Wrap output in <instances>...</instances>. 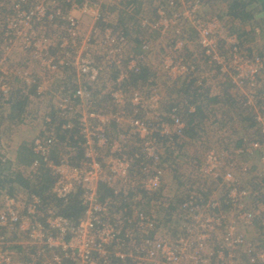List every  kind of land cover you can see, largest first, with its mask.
Segmentation results:
<instances>
[{"label": "built area", "instance_id": "obj_1", "mask_svg": "<svg viewBox=\"0 0 264 264\" xmlns=\"http://www.w3.org/2000/svg\"><path fill=\"white\" fill-rule=\"evenodd\" d=\"M106 1L111 0H0V17L4 15L0 24V97L9 96L14 80L36 88L39 95L45 93L47 88L41 75L34 74L32 64L45 71L42 76L55 75L59 80L68 67L78 66L80 72L89 73L95 61L82 59L81 50L91 45V39L80 43V20L73 12L94 16L91 34L97 44L120 39L126 44L124 33L114 38L110 26L100 27L102 22L109 23L107 10L98 12ZM161 2L154 6L156 19L140 14L143 49L148 50L153 32L163 30V36L173 32L167 58L172 65H166L169 77L173 79L175 68L196 69L197 62L209 65L210 73L224 76L242 106L252 110L256 131L264 138V57L244 49L238 35L231 34L217 17L201 16L199 0L191 4ZM133 10L128 8L129 13ZM194 34L199 52L187 58L181 52L192 43ZM16 52L23 53L25 62L10 67ZM123 61L132 74L141 73L139 62ZM174 63L178 64L172 67ZM99 72L90 76L91 84L98 82ZM121 75L125 76L122 80ZM127 77L121 71L117 87ZM67 88L66 95L55 101V118H45L33 140L29 174L50 171L56 180L52 193L65 203L79 192L84 216L75 223L37 195L24 202L1 190L0 264H264V244L252 238L248 241L244 231L258 224L264 230V188L246 190L238 181L220 195L213 191L202 196L189 189L182 202L161 201L167 195L162 148L183 143L185 104L174 103L165 113L158 90L151 88L144 93L146 97L136 90L127 102L131 107L127 113L121 89L110 93L112 105L108 107L89 86L78 83ZM75 129L76 140L63 143L60 132ZM263 144L257 137H241V147L233 154L245 158L257 153L261 159ZM215 152L218 172L212 174L215 165L210 163L209 153L198 167L199 173L217 179L225 175L232 183L234 176L227 178L231 170H223L229 156L219 149ZM240 167L247 171L244 163ZM106 190L111 195H103ZM155 203L165 212H157L152 207ZM171 222L176 225L165 228Z\"/></svg>", "mask_w": 264, "mask_h": 264}, {"label": "rangeland", "instance_id": "obj_2", "mask_svg": "<svg viewBox=\"0 0 264 264\" xmlns=\"http://www.w3.org/2000/svg\"><path fill=\"white\" fill-rule=\"evenodd\" d=\"M159 3H161V0H120L119 2L111 0L104 2L101 8L99 7V13H102L104 10H107L109 13L107 17L109 23L105 24L102 22L100 23V27L104 29L105 27L110 26L114 38H117L119 32L124 33V36L127 38L126 44L121 39L114 43L110 40L108 42L104 41L101 44H97L93 40V34H91V30L94 27V21L92 20L94 16L90 14H88L89 16H83L78 11L73 12V15L80 20V43L91 39V45L88 46V48L81 50V58L85 60L89 59L92 63L95 61V63H93L87 74L80 72L78 66L76 68L68 67L69 69L65 71V77L61 80L55 75L54 77H49L47 74H44V76L41 77L40 74L45 73V71L40 69L38 65L32 64L31 68H35V70L39 72L41 83L44 84L47 90L44 94L39 95L36 92L33 93V91H31L32 89L35 91V88L30 86L29 88H26V92H30L32 95H30L28 107H26L23 112L24 120L22 122H19L16 117V115L19 114V109L14 110L8 103V95L6 97H0V142L3 143L4 141L6 144V147L3 149L5 154H2L3 157L0 158V160L10 158L11 148H14L15 143L19 142L21 138L26 140V138L30 136L29 132L35 131L37 135L41 123L45 118H55V111L57 108L56 102L62 98L61 96L66 95L64 94L66 84L74 79L82 85L89 86L94 95L103 99L108 107H111L112 105L110 93L114 89H121L125 92L123 94L127 103L131 96L135 94L133 93L134 91L140 90L142 91L140 94L146 97L144 93H148L151 88H155L160 93L157 94L160 97L159 100L161 99L163 102L165 113L171 109V106L174 103L185 104L184 106L186 108L182 114L186 123L188 122L187 115L195 112L190 110V105H192V108L193 106L200 107L203 111H208L212 106L216 108L214 116H210V114L206 113V119H210L208 121L211 124L206 123L203 126H200V124L203 123L204 118L198 120V117L196 122L192 124V127L186 128L182 139L183 143L181 145L178 144L173 148H162V156L165 164L164 169L166 172L164 185L167 186H165L164 191L167 195L166 198H161V201H178V198H183L189 189H195L197 192L201 193L202 196H209L213 191H216L220 195L229 184L234 185L238 181L242 182L241 186L246 190L263 189L264 158L263 155H261L260 159V155L257 153L254 154V156L241 158L233 154L232 150L234 151V149L228 153L224 152L225 155L229 156V159L227 158L228 160L225 162V169L223 170H225V172L231 170L227 174V178L230 175L229 180H232L234 176V179L236 180L232 183L225 180V175L219 179L214 177V179L211 175H203L199 173L198 167L206 162L209 153L211 154L210 163L215 165L214 173L212 174L218 172L216 160L217 153H214V150H221L230 146L232 144L231 140L237 141L241 137H248L250 139L257 137V139L264 143V138L261 134L257 133L256 127L250 126L249 121L243 120L244 112L237 107V103L234 101L233 96H236L235 90L231 88L224 76L211 74L208 67L209 65L197 62L196 69L186 68V70H183L182 68H175L174 70L176 73L174 74V77H172L173 79L169 77L166 65L170 67L172 65V62L167 63V58H169L168 51L171 45V40L174 37L173 32L164 33L165 36L162 34V32H164L163 30H160L161 32H153L150 35L151 42L148 44V50L143 49V40H141L143 35L138 30L141 11H143L144 14L146 13L150 15L154 20L157 18L154 6ZM129 7H131L132 10L134 9L132 13L128 12ZM3 19L4 15H1L0 24ZM190 37L192 43L186 48V50L181 52V54L187 58H192L195 52H199L198 47L194 42L195 37H193V35ZM258 40H260L259 36H257L251 44L246 45L249 47L255 46V43L258 42ZM129 59L140 63L142 66L140 74L134 75L128 70V64L123 60ZM178 63H174L172 67H175ZM99 70L98 82L91 84L88 81L90 80V76ZM121 71L127 72L128 77L124 80L125 82L123 81L121 85L122 87H117L116 79L119 77ZM164 71L166 72V75L164 74ZM141 75H145V77L142 78ZM124 77L125 76L121 75L120 80L124 79ZM10 84L13 89L16 87H28L27 84L21 80H14L10 82ZM214 97H217V100L215 99L214 101ZM186 101L188 104H186ZM192 102L195 103L193 104ZM126 107L128 109H126L127 113H130L131 107L129 103H127ZM228 108L235 110V114L238 115L236 116V120H234V116L231 118L227 116L226 109ZM70 111L71 110H67L66 113L70 115ZM72 115L75 116L76 112H73ZM240 120H242V122ZM164 121L169 123V120L166 118H164ZM239 121L242 123L239 133L232 134V138L230 139L229 135H227L229 134L227 128L231 127L230 123H236ZM59 122L60 121L57 119V123ZM212 125L217 128L215 134L214 130L212 132ZM247 127H249V129H247ZM208 132L209 135L205 136ZM155 135L159 136L160 133L155 132ZM5 140H7V142ZM68 144L71 145L70 143ZM2 145L3 144L0 145V150ZM9 145L10 147H8ZM230 157H233L232 160ZM243 163L247 168V171H244L243 168L240 167ZM228 164L232 167H229ZM12 168L15 169L17 166L15 165ZM22 170L23 168L21 170H16L14 172L15 175L9 177L13 182L6 181V190L4 192L7 193V191L11 189L14 191V195L20 196L23 201L26 202L29 196L24 191V188L17 182L15 176L18 172L22 173L24 178H26L25 176L31 178L32 175L29 174L30 168L28 170H23L24 172ZM5 176L7 175L3 173L1 178L6 180V178H4ZM161 196H163V194H161ZM152 207H154L157 212H165L158 203H155ZM147 208L151 209V206H148ZM172 225H176L175 222L165 225V228L170 229L169 227ZM233 229L238 231L235 224ZM244 231L248 241L252 238L254 241L264 244V230L262 225L258 224L252 228H246Z\"/></svg>", "mask_w": 264, "mask_h": 264}, {"label": "trees", "instance_id": "obj_3", "mask_svg": "<svg viewBox=\"0 0 264 264\" xmlns=\"http://www.w3.org/2000/svg\"><path fill=\"white\" fill-rule=\"evenodd\" d=\"M198 0H184L186 3H194ZM202 4V11L201 16L206 17L208 19H211L213 17H217L220 19L225 27L229 30L231 34H237L239 38L240 45L248 49L249 51H256L257 54L264 57V0H199ZM164 3V2H161ZM160 3V4H161ZM259 36L260 40L255 43V46L246 47V44H251L255 38ZM142 78L145 77V75H141ZM140 76V77H141ZM68 84L77 85V80L72 79L66 84L65 91H67ZM12 88V87H11ZM28 88V87H27ZM33 93L36 92L32 89ZM30 95H32L30 92H26L24 88H17L11 90L7 101L11 105V108L14 110L19 109L16 117L18 118L19 122H22L24 120L23 112L29 105V98ZM234 97V101L237 103V107L240 108L244 114H243V120L249 121L250 126H256L255 122L252 118V110L249 108H244L241 104V102L237 99V97ZM215 98V97H214ZM217 100V98H216ZM212 102V101H210ZM193 104L195 102H192ZM186 108V107H185ZM203 110L200 107L196 106L195 112L188 114V122L187 127H192V124L196 122L197 118L199 116L204 117ZM242 122V120H240ZM250 127V128H251ZM249 129V127H247ZM64 134H60L61 141L63 143H67L71 139H75L78 136V130H74L72 132H63ZM69 137V139L67 138ZM232 144L228 147H225L221 149L220 151L223 152H229L232 149H236L238 147H241V138H239L237 141L231 140ZM73 145H77L73 143ZM232 152H234L232 150ZM81 153L79 152V156ZM243 156H246V153L243 154ZM23 161H26L25 158H23ZM31 163V161H29ZM8 162H0V191L6 190V181L13 182L11 179H9L10 176L15 175L14 171H10L11 168H8L6 165ZM6 173L4 178L6 180L1 178L2 173ZM17 182L27 191L29 196L31 195H37L42 199L44 204H51L57 205L63 215L70 219L73 222H77L81 217L84 216L85 208L81 204V201L79 197H73L69 203H64L63 201L58 200L52 193V188L54 186V178L51 174V172L43 169L39 171L36 175H34L31 179H27L23 177L22 173H17L15 176ZM15 190V189H13ZM9 194L14 195V191L11 189L7 191ZM111 191L106 190L103 191V195H111ZM179 202L183 201V198H178ZM173 209H176V207H173ZM171 207L168 210V213L170 214Z\"/></svg>", "mask_w": 264, "mask_h": 264}, {"label": "crops", "instance_id": "obj_4", "mask_svg": "<svg viewBox=\"0 0 264 264\" xmlns=\"http://www.w3.org/2000/svg\"><path fill=\"white\" fill-rule=\"evenodd\" d=\"M143 13V11H141V14ZM92 25H93V22H92ZM87 26V25H86ZM193 37H196L195 36V34L193 35ZM17 51V50H16ZM25 62V57H24V55H23V53H21V52H16V55H15V57H14V63L13 64H10V67H12V66H16L17 64L16 63H21V64H23ZM35 74L36 75H39V72L36 70V72H35ZM41 75V77H42V75H43V73H41L40 74ZM228 84V83H227ZM230 85V84H229ZM18 87H16V88H14V90L15 89H17ZM26 88L27 87H25L24 88V90L26 91ZM29 88V87H28ZM32 89V88H31ZM11 90H13V88H11ZM29 91V90H28ZM32 91V90H31ZM218 97V96H217ZM217 97H215L214 98V101H215V99L217 98ZM219 99V98H218ZM193 111H195V109H196V107L195 106H193ZM215 107L214 106H212V108H210V109H208V111H203V113L205 114L204 115V117H202V116H199V118H198V120H200L201 118H204V121H203V123H199L200 124V126H203L204 124H206V123H210L208 120H210V119H206L207 117H206V113H208V114H210V116H214V114H215ZM191 114V113H190ZM226 114H227V116L229 117V118H231V117H233L234 116V120H236V116H238L237 114H235V110L234 109H232V108H228V109H226ZM234 122V121H233ZM198 123V122H197ZM211 124V123H210ZM231 124V127L230 128H227V130L229 131V134H227V135H229V138L231 139L232 138V134H234V133H239V130H240V128H241V125H242V123L239 121V122H236V123H230ZM211 128H212V132H213V130H214V134H215V130H217V128H215L213 125L211 126ZM210 132V131H209ZM209 132L205 135V136H208L209 135ZM29 134H30V136L28 137V138H26V140H23L24 138H21V140L19 141V142H17V143H15V146H14V148H11V152H10V158H8V159H5V160H3V159H1L0 160V162H2V163H4V162H8V164L6 165L8 168H11V170L10 171H16V170H21L22 168H23V170H28L29 168H30V166H31V164H32V162H33V159H34V155H33V152H32V142H33V139H34V137H35V135H36V133H35V131H33V132H29ZM60 134H64L63 132H60ZM30 137H31V139H30ZM68 139H69V137H67ZM60 139H61V137H60ZM72 140V139H71ZM6 142H7V140H5ZM26 141V142H25ZM1 144H3L2 145V148H1V151H4L3 149L6 147V144H5V142L3 141V143H1L0 142V145ZM8 147H10V145L8 146ZM1 153V152H0ZM2 154L4 155L5 154V151H4V153H1V157L0 158H2L3 156H2ZM23 158H25L26 159V161H23ZM53 158L55 159V160H57L58 159V156L56 155V154H53ZM29 161H31V163H29ZM17 166V168H12L13 166ZM22 170V171H23ZM48 171V170H47ZM24 172V171H23ZM50 172V171H49ZM2 174H3V172H1ZM4 174H6V173H4ZM53 176V175H52ZM27 179H29L28 178V176H25ZM32 178V177H31ZM30 178V179H31ZM54 178V177H53ZM55 178H54V183H55ZM24 191L27 193V191L24 189ZM23 192V191H22ZM27 195L29 196V194L27 193ZM79 197V192L74 196V197ZM60 201H62V200H60ZM65 203V202H64ZM67 204V203H66ZM55 206H57V205H55ZM58 207V206H57ZM59 208V207H58ZM60 209V208H59ZM63 214V213H62Z\"/></svg>", "mask_w": 264, "mask_h": 264}, {"label": "clouds", "instance_id": "obj_5", "mask_svg": "<svg viewBox=\"0 0 264 264\" xmlns=\"http://www.w3.org/2000/svg\"><path fill=\"white\" fill-rule=\"evenodd\" d=\"M237 35V34H236ZM246 47H249V46H247V45H245ZM243 47V46H242ZM244 49H246L245 47H243ZM250 54H254V53H256V51H249L248 49H246ZM194 55V54H193ZM103 102H104V100H102Z\"/></svg>", "mask_w": 264, "mask_h": 264}]
</instances>
